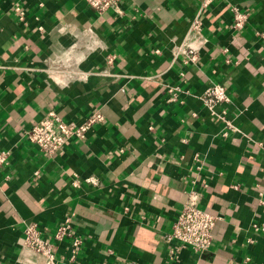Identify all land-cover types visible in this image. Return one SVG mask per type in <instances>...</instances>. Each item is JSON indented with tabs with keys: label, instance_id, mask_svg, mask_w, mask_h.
Returning a JSON list of instances; mask_svg holds the SVG:
<instances>
[{
	"label": "crops",
	"instance_id": "obj_1",
	"mask_svg": "<svg viewBox=\"0 0 264 264\" xmlns=\"http://www.w3.org/2000/svg\"><path fill=\"white\" fill-rule=\"evenodd\" d=\"M204 1L122 0L121 14L100 15L83 0H0V264H46L23 247L25 226L51 239L67 214L83 239L76 264H264L253 229L264 224V0ZM235 5L250 12L239 32ZM196 19L207 43L187 65L175 48ZM215 84L230 98L218 109L237 127L228 137L201 100ZM169 86L183 103L168 102ZM93 109L105 123L52 158L26 139L49 111L81 122ZM194 187L219 218L214 242L173 259L163 237Z\"/></svg>",
	"mask_w": 264,
	"mask_h": 264
},
{
	"label": "built area",
	"instance_id": "obj_2",
	"mask_svg": "<svg viewBox=\"0 0 264 264\" xmlns=\"http://www.w3.org/2000/svg\"><path fill=\"white\" fill-rule=\"evenodd\" d=\"M85 4L98 14L102 15L107 11H114L121 14L122 0H83ZM217 0H205L203 8H209ZM19 21L28 25L27 11L20 6L15 8ZM232 23L231 29L234 32L243 31L248 23L250 12L248 9H242L235 5L231 8ZM44 31L43 27L38 28ZM207 39L203 31V22L199 19L193 21L188 29L186 40L176 46L175 54L182 58V61L189 65L194 64L200 57V52ZM227 49L223 50L227 53ZM115 56H108L106 65L113 66ZM230 63L229 60H227ZM169 103H183L180 100L184 91L178 86H169L167 88ZM203 106L208 110L211 117L222 123V136L228 137L230 133L237 132V127L228 117L226 110L218 111L219 107L230 102L227 88L222 84H215L205 90L201 97ZM195 116V115H194ZM106 121L104 114L100 109H93L91 114L81 122L66 121L56 112L46 113L29 131L25 133L26 139L36 146L44 157L52 158L60 151L64 150L73 141H83L88 133L95 127L104 124ZM8 152H0V167L7 163ZM197 170L202 169L204 160L196 154L193 158ZM38 173L36 172L35 175ZM87 183L96 184L94 179H87ZM75 182V186H78ZM202 193L196 187L188 192V197L178 213L173 224L172 231L163 237L167 244L177 245V248L171 250V257L176 259L177 253L186 248H190L196 255L202 256L207 253L214 242V228L218 217L209 211L199 207ZM261 205H264L262 200ZM255 231L264 232V224H254ZM23 247L36 255L46 259V264H57L56 251L65 241L69 242V257L67 264H76L80 251L83 246V239L75 229L73 224V215L67 214L63 217L56 228L51 239H47L37 224L25 226ZM252 243V240H249Z\"/></svg>",
	"mask_w": 264,
	"mask_h": 264
}]
</instances>
